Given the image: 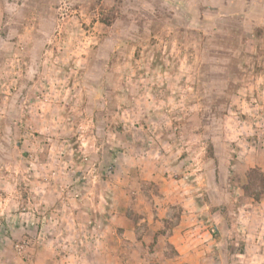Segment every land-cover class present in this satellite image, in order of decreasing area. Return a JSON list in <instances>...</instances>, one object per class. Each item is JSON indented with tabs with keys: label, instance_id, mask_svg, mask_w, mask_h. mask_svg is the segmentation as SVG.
Segmentation results:
<instances>
[{
	"label": "rangeland",
	"instance_id": "374dc122",
	"mask_svg": "<svg viewBox=\"0 0 264 264\" xmlns=\"http://www.w3.org/2000/svg\"><path fill=\"white\" fill-rule=\"evenodd\" d=\"M227 1L0 0V264H188L177 227L264 264V0Z\"/></svg>",
	"mask_w": 264,
	"mask_h": 264
},
{
	"label": "crops",
	"instance_id": "0c3cea01",
	"mask_svg": "<svg viewBox=\"0 0 264 264\" xmlns=\"http://www.w3.org/2000/svg\"><path fill=\"white\" fill-rule=\"evenodd\" d=\"M236 2L237 3L238 2H241V0H239V1L238 0H232V1H229V2L227 1L226 4L229 5V4H233V3H236ZM246 2H248V1H244L243 3L245 4ZM263 6L264 5L261 4V17H259L258 15H256V20H254V23L256 21H258V20L261 21L262 19H264V17H263L264 13L262 12ZM248 8H250V10H253L254 4L249 5ZM255 8H257V7L255 6ZM2 230L4 231L3 228H2ZM126 232H128V231H126ZM10 238H12V237L7 234V236H5L3 238V240H2L3 243H4V246H3V248L5 249L4 251L9 250L8 244L10 242H12V240H10ZM171 238H172V243L175 246V249H177V251H179L181 254H183L185 256L183 258V261H188V264H208V262H206L205 260H203V258H201L200 253L197 250L198 247L197 246L194 247L195 244H191L189 242V237H188L187 231H185V228L184 227L183 228L177 227L174 230V232L172 233ZM118 258L120 259L119 256L117 257V259ZM1 261H2L1 262L2 264H12V262H11L10 259L8 261H6V258H1ZM118 262L121 263L120 260H114V264H118ZM125 264H126V262H125Z\"/></svg>",
	"mask_w": 264,
	"mask_h": 264
}]
</instances>
